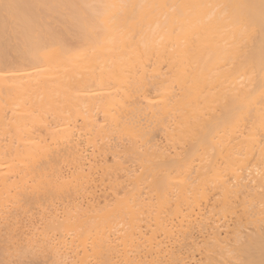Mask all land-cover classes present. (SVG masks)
Listing matches in <instances>:
<instances>
[{"label": "bare ground", "instance_id": "6f19581e", "mask_svg": "<svg viewBox=\"0 0 264 264\" xmlns=\"http://www.w3.org/2000/svg\"><path fill=\"white\" fill-rule=\"evenodd\" d=\"M105 2L117 23L94 41L66 36L38 63L0 44V260L202 264L252 193L242 250L260 264L259 77L224 63L220 13L140 7L217 0Z\"/></svg>", "mask_w": 264, "mask_h": 264}, {"label": "snow or ice", "instance_id": "6c2138e0", "mask_svg": "<svg viewBox=\"0 0 264 264\" xmlns=\"http://www.w3.org/2000/svg\"><path fill=\"white\" fill-rule=\"evenodd\" d=\"M115 7L105 0H0V44L14 47L25 62H40L48 50L64 46L66 36L74 39L94 41L116 25L115 19H109V9ZM127 7V5H121ZM167 10L183 16L185 9L203 7L221 14L222 19L231 25V37L227 51L223 56L225 64L232 69H242L259 77L260 98L264 105V0H217L212 4L188 5L184 3H160L140 5ZM238 90L231 98L237 108H242ZM253 89L248 93L253 94ZM264 115V112H262ZM136 129L134 120L127 122ZM264 165V156L261 158ZM264 176V172L261 173ZM233 188L236 185L233 184ZM260 202V227L262 243H264V184L258 193ZM255 201L256 197L248 193L245 201V211L240 212L241 224L230 229L226 239H218L215 229L200 243V251L206 253L208 259L202 264H255V261L243 258L242 224L245 220L251 225L255 218L248 213V198ZM227 211V209H226ZM237 210H233V215ZM211 221H209V226ZM218 227V226H217ZM50 241L44 242V247ZM34 249L42 251L38 245ZM19 255V251H17ZM217 255L221 258L217 259ZM227 257L226 259L224 257ZM0 264H26V262L9 259L0 260ZM53 264H68L67 261H54ZM157 264H187L179 258L159 261ZM264 264V260L260 262Z\"/></svg>", "mask_w": 264, "mask_h": 264}]
</instances>
